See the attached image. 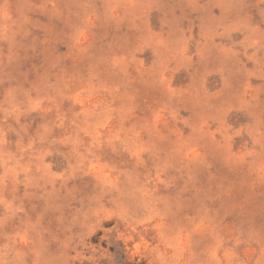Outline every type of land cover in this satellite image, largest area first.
<instances>
[{"label":"rangeland","instance_id":"1","mask_svg":"<svg viewBox=\"0 0 264 264\" xmlns=\"http://www.w3.org/2000/svg\"><path fill=\"white\" fill-rule=\"evenodd\" d=\"M264 264V0H0V264Z\"/></svg>","mask_w":264,"mask_h":264},{"label":"trees","instance_id":"2","mask_svg":"<svg viewBox=\"0 0 264 264\" xmlns=\"http://www.w3.org/2000/svg\"><path fill=\"white\" fill-rule=\"evenodd\" d=\"M138 264H144V263H138Z\"/></svg>","mask_w":264,"mask_h":264}]
</instances>
